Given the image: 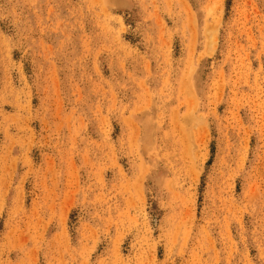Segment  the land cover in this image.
I'll list each match as a JSON object with an SVG mask.
<instances>
[{"label": "rangeland", "instance_id": "374dc122", "mask_svg": "<svg viewBox=\"0 0 264 264\" xmlns=\"http://www.w3.org/2000/svg\"><path fill=\"white\" fill-rule=\"evenodd\" d=\"M0 264H264V0H0Z\"/></svg>", "mask_w": 264, "mask_h": 264}]
</instances>
